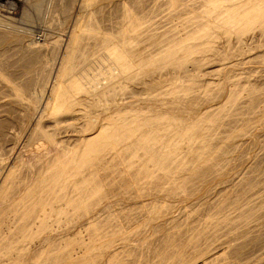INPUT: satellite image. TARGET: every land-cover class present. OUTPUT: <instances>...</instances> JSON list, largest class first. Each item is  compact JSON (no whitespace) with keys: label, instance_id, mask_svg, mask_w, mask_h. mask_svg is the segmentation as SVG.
Here are the masks:
<instances>
[{"label":"bare ground","instance_id":"1","mask_svg":"<svg viewBox=\"0 0 264 264\" xmlns=\"http://www.w3.org/2000/svg\"><path fill=\"white\" fill-rule=\"evenodd\" d=\"M94 3L113 16L103 20ZM20 9L0 0V23L12 26L0 30V48L22 42L13 21ZM77 18L63 38L44 34L19 49L22 84L36 83L30 98L0 72V107L28 118L24 147H32L0 155V264L29 256L30 264H204L214 232L241 229L264 211V189L255 191L263 175L247 165L230 187L241 194L236 205L181 226L171 216L175 202L224 177L222 156L264 127V0H82ZM46 54L56 69L42 65ZM257 144L264 153V138ZM218 157L223 167L213 163L212 175Z\"/></svg>","mask_w":264,"mask_h":264},{"label":"rangeland","instance_id":"2","mask_svg":"<svg viewBox=\"0 0 264 264\" xmlns=\"http://www.w3.org/2000/svg\"><path fill=\"white\" fill-rule=\"evenodd\" d=\"M17 2H18V4L20 5V7H21V9L23 8V9H25V13L24 12H18L17 14H14L13 15V21L14 22H16V23H18L19 25H17L16 26V29L18 28V32H19V34L20 35H22L23 37H22V42L20 43V45L18 44V42H15L16 44H14V42H12L11 44L10 43H8V44H6V45H2L1 46V48H0V55H1V57H0V72L5 76V77H7L8 78V81L10 80V81H12L11 83L12 84H15V85H17L16 86V89H18V90H21V91H26V97H27V95H28V97L27 98H30V96H29V94L30 93H28V91L29 92H31V91H33V89H34V91H35V87H34V85H36V83L34 82L33 84H32V86H30L29 88L30 89H26V86H25V84L23 83L22 84V79H21V77H24V70L27 68H23V66H24V63H23V61L21 60V59H19V58H21V53H22V50H19V49H23V47H22V44H24V43H29V42H31V41H33V40H38L39 38H40V36L42 37V35H43V37H45V35L44 34H47L49 37L51 36V35H53V36H51L52 38H55V37H58V38H61L60 36H62V38H63V34H65L64 32L66 31V32H68L69 31V28H71L72 26H73V24L77 21V17H78V9H79V7H80V4L82 3V0H64L63 2H62V4H60V1H58V0H52V2L51 1H47V2H45L44 3V1H42V4H40L41 2H39V1H35L34 2V0H16ZM66 1H67V4H66ZM57 3V5H56V3ZM59 2V3H58ZM65 2V3H64ZM75 4H74V3ZM53 3V4H52ZM54 3H55V5L56 6H54ZM64 3V4H63ZM71 3H72V5H71ZM106 3V2H105ZM105 3H103V5H102V14H100L101 13V10H99L100 9V7H101V4L99 3H94V5H95V7H93V9H96V11H98L99 10V15H101V18H103V20H105V17H107V19H110V17L111 16H113L112 15V12H111V7L109 6V5H106L105 6ZM108 3V2H107ZM35 4V5H34ZM38 4V5H37ZM40 4V5H39ZM44 4V5H43ZM58 4H60V8H62V6H64V11H60L59 9V5ZM75 6H74V5ZM37 5V7H35ZM41 5H43L42 7H41ZM65 5H67V6H65ZM78 5V6H77ZM73 6L75 7L74 9H73ZM98 6H99V8H98ZM38 7H40V8H38ZM54 7V8H53ZM68 7V8H67ZM56 8H58V12L57 11H53L52 12V10H54V9H56ZM72 8V9H71ZM20 9V10H21ZM67 10V11H66ZM74 10V11H73ZM104 10V11H103ZM73 11V12H72ZM51 12V13H50ZM61 12V13H60ZM66 12V13H65ZM23 13V14H22ZM42 13V14H41ZM59 13V14H58ZM46 14H48V15H46ZM52 14V15H51ZM46 15V16H45ZM62 15V16H61ZM40 16H42V17H40ZM52 17V18H51ZM70 17V18H69ZM49 18V19H48ZM59 19V20H58ZM30 20H31V22H30ZM45 20V21H44ZM53 20V21H52ZM28 22V23H27ZM30 22V23H29ZM54 22V23H53ZM27 23V24H26ZM31 23H32V25H31ZM41 23V24H40ZM44 23V24H43ZM53 23V24H52ZM46 24V25H45ZM60 24V25H59ZM27 25V26H26ZM33 25H34V28H31V27H33ZM50 25H51V28H50ZM2 26V27H1ZM7 26V27H6ZM22 28H21V27ZM39 26V27H38ZM23 27H25V29L27 28V29H34L35 31H33V32H31V31H25V30H23L24 28ZM53 28V29H52ZM3 29H7V30H10V29H12V26H10L9 24H1L0 23V30H3ZM59 29V30H58ZM20 30V31H19ZM42 30H43V32H42ZM59 31V32H58ZM63 31V32H62ZM27 32H28V34H27ZM61 32V33H60ZM43 33V34H42ZM54 34L56 35L55 37H54ZM29 36V37H28ZM26 37H28V38H26ZM25 38V39H24ZM31 38V39H30ZM36 38V39H35ZM30 39V40H29ZM33 39V40H32ZM111 40V39H110ZM110 40H109V42H110ZM25 41V42H24ZM29 41V42H28ZM93 41V40H92ZM91 41V42H92ZM98 41V40H97ZM96 40L94 41V42H92V44H94L95 42H97ZM103 40L101 39L100 40V42L98 43L99 45H102V42ZM108 40H106V41H104L103 42V44L104 43H106ZM109 42H107V44L109 43ZM101 43V44H100ZM13 44V45H12ZM9 45V46H8ZM16 46H17V48H16ZM18 46H20L19 48H18ZM110 46H112V45H110ZM3 47V48H2ZM6 47V48H5ZM8 47V48H7ZM3 49H5V52H4V50ZM12 49V50H11ZM16 51H15V50ZM3 50V51H2ZM6 51H7V53H6ZM11 51V52H10ZM112 51V50H111ZM114 51V50H113ZM2 52V53H1ZM104 53V52H103ZM8 56H7V55ZM2 55H3V57H2ZM17 55V56H16ZM20 55V56H19ZM13 58H12V57ZM14 56H16V57H14ZM44 56V57H43ZM42 56V58L44 59H42L41 58V60H42V65L44 64V66H46V67H48V68H55L56 69V67H57V63H55V61L54 60H52L51 58H50V56H49V54H46V55H43ZM101 56H103V54L101 55ZM101 56L98 58V60H96L97 61V63H99L100 64V66H102V65H104L105 64V60L102 62V61H100L101 60ZM2 58V59H1ZM9 58V59H8ZM4 59H6V60H4ZM48 59V60H47ZM8 60L10 61V62H8ZM12 60V61H11ZM1 61H3V62H1ZM17 61V62H16ZM100 61V62H99ZM14 62V63H13ZM35 62V61H34ZM33 62V66H38V64H41V63H38V64H36V63H34ZM49 62V63H48ZM6 63H8V64H6ZM17 63H19V64H17ZM2 64V65H1ZM5 64V65H4ZM47 64V65H46ZM54 64V65H53ZM21 65H22V67H21ZM49 65V66H48ZM2 66V67H1ZM7 67V68H6ZM8 67H9V70H8ZM12 67H13V69H12ZM18 67H19V69H18ZM102 67H104V66H102ZM107 67V66H106ZM4 68V69H3ZM15 69V70H14ZM17 69V70H16ZM3 70H5L6 72H9L8 74L5 72L4 73V71ZM22 70V71H21ZM13 71V72H12ZM17 71H21V72H19V73H17ZM10 72H12V73H10ZM16 74H15V73ZM17 76L18 74H21V75H19V77L17 76H15V75ZM13 77H12V76ZM9 77H11V79L9 78ZM13 78V79H12ZM21 79V81H20V79ZM14 80H17V81H14ZM14 81V82H13ZM20 81V82H19ZM25 86V87H24ZM21 87V89H19ZM24 87V88H23ZM23 89V90H22ZM37 99H39L40 100V97H38ZM7 107V108H6ZM10 107V108H9ZM5 108V109H4ZM12 109V110H11ZM15 109H16V111H15ZM2 110V111H1ZM12 111V112H11ZM4 112V113H3ZM16 113V115H15V113ZM18 113V114H17ZM20 114V115H19ZM6 115H7V117H6ZM2 116V117H1ZM12 116V117H11ZM13 116H14V118H13ZM19 116H20V118H19ZM0 124H2V123H5V124H3L4 125V128H3V131L2 132H0V139L2 140H0V142H1V144H0V155L2 156H0L1 158H3L5 161L6 160H8L9 158H11V159H14V157L15 156H17L18 155V153L21 151V150H23L24 152H27V153H29L30 151H31V149H32V147H24V145H25V141L24 140H26V137L28 136V132H29V130H30V127H26V125H27V122H28V118L25 116V115H23V113L19 110V112H18V109L16 108V107H12V105L10 106V105H6L5 107H0ZM8 120H7V119ZM9 118H10V120H9ZM24 118V119H23ZM26 118V119H25ZM3 119V120H2ZM13 119V120H12ZM17 119H19L18 121H17ZM2 120V121H1ZM24 122H23V121ZM15 123V125L14 124H12V123ZM11 124V126H10V124ZM20 123V124H19ZM17 124H19V125H17ZM6 127V128H5ZM16 128H17V130H16ZM7 129V130H6ZM11 129H13V130H11ZM15 129V130H14ZM11 130V131H10ZM10 132H12V133H10ZM16 134H15V133ZM3 133V134H2ZM10 134V135H9ZM8 135V136H7ZM15 135V136H14ZM12 136V137H11ZM14 136V137H13ZM19 136V137H18ZM260 136H261V138H260ZM5 137H7V139L5 138ZM19 138H21V139H19ZM264 138V127H262V128H258L251 136H249V138H247V141H246V144H245V147L244 146H242L243 144L242 143H240V144H238V147H237V149H235L234 151H235V153H233L232 155H229V154H224L222 157V159H224V158H226V162L223 160L222 161V159L220 158V157H218V159H216L217 161L215 162H211L210 164H208V165H211L212 166V172H211V168H210V166H208V165H206V167H205V169H209L210 170V172H209V170H208V172L211 174L212 173V175H214L215 173V170L216 169H213V165H215V164H213V163H216L217 164V162H219V165H221V162H220V159H221V161H222V163L224 164V167H223V165H221V168L223 167V169H227V171H226V174L225 175H223L224 177H221V178H218V179H216V180H210L202 189H199V191H198V193L195 195V197H193V198H191V199H189V200H184V201H179V203L178 202H175L174 203V206H175V212L173 211L172 212V215L171 216H173V218L174 217H176V219L178 220V222H179V225L178 226H181V223H180V221H181V219L183 218H185L186 216V218H190V216L192 217V221H201L202 219L204 220V219H207L208 217H210V215L212 216H214L215 215V213H216V211L222 206V205H226V206H230V207H232V206H234V205H236L237 204V200L239 199V198H237V197H240V195L241 194H238L237 195V193L236 192H233V190H231L230 189V187L232 186V188H233V183L234 182H232V181H236L237 182V180H235V178L236 179H238V177H240L241 175H243V172H245V168H248V166L247 165H249V167L250 168H253V169H255V170H257V172L256 173H260L261 175H263V179H264V153H263V151H262V149H261V147L257 144V141H259V139H263ZM13 141V144H12V141ZM15 140V141H14ZM5 141V142H4ZM252 141V142H251ZM4 144H3V143ZM16 143V144H15ZM18 143V144H17ZM8 144V145H7ZM13 145V146H12ZM247 145H248V147H247ZM4 146V147H3ZM11 148H10V147ZM15 146V147H14ZM17 146V147H16ZM241 146V147H240ZM6 147H7V149H6ZM22 147H24L23 149H22ZM241 148V149H240ZM10 149V150H9ZM13 149V150H12ZM240 149V150H239ZM258 149V150H257ZM4 150V151H3ZM246 150V151H245ZM16 153H15V152ZM238 151V152H237ZM245 151V152H244ZM9 152H10V154H9ZM236 152H237V154H236ZM5 153V154H4ZM244 153V154H243ZM256 153H257V155H256ZM4 154V155H3ZM8 154V155H7ZM14 154V155H13ZM262 154V155H261ZM229 155V156H228ZM259 155H260V157H259ZM226 156H228V157H226ZM244 156V157H243ZM263 158H262V157ZM243 157V158H242ZM254 157V158H253ZM257 157V160L258 159H260V160H256L255 158ZM239 158V159H238ZM229 159V160H228ZM253 159H254V161H253ZM233 160V161H232ZM237 160V161H236ZM252 160V161H251ZM230 161V162H229ZM257 161V162H256ZM260 161V162H259ZM251 162V163H250ZM256 162V163H255ZM251 165H250V164ZM229 164V165H228ZM258 164V165H257ZM261 165V167H259ZM24 166V167H23ZM26 165L24 164V165H22L21 167H22V169L24 170V171H27V167H25ZM217 168H219L220 166H218V164L217 165H215ZM233 167V168H232ZM237 168V169H236ZM26 169V170H25ZM225 169V170H226ZM230 169V170H229ZM242 169V170H241ZM209 173H207V175H209ZM214 173V174H213ZM263 173V174H262ZM235 175H236V177H235ZM239 175V176H238ZM231 178V179H230ZM224 180V181H223ZM263 181V182H262ZM224 182V183H223ZM262 182V183H261ZM220 183V184H219ZM230 184V185H229ZM217 186V187H215V186ZM223 185V186H222ZM226 185V186H225ZM229 185V186H228ZM260 185V186H259ZM222 186V187H221ZM214 187V188H213ZM226 187V188H225ZM228 187H229V189H228ZM213 188V189H212ZM264 189V180H261L260 182H258V184H257V187H255V191L257 192V191H260V189ZM257 189H259V190H257ZM211 192H210V191ZM226 190V191H225ZM209 191V192H208ZM217 191H218V193H217ZM227 194H226V193ZM211 193V194H210ZM236 193V194H235ZM255 193V192H254ZM254 193H251V194H249V195H247L248 196V199L249 200H251V201H253V199L255 198V194ZM254 194V195H253ZM221 195V196H220ZM251 195H253V196H251ZM229 196H230V198H229ZM235 196V197H234ZM219 197V198H218ZM228 197V198H227ZM233 197V198H232ZM253 197V198H252ZM226 198V199H225ZM251 198V199H250ZM224 199V200H223ZM198 200V201H197ZM214 202H213V201ZM217 200V202H215ZM202 201V202H201ZM232 201H233V203H232ZM226 202H228V203H230V204H227ZM236 202V203H235ZM196 203V204H195ZM232 203V204H231ZM188 204H190V205H188ZM204 204V205H203ZM210 205V207H209V205ZM195 205V206H194ZM206 205V206H205ZM177 206V207H176ZM200 206V207H199ZM204 206V207H203ZM201 207H203V209H201ZM209 210H208V209ZM186 209V210H185ZM188 209V210H187ZM190 209V210H189ZM207 209V210H206ZM192 210V211H191ZM212 210V211H211ZM191 211V212H190ZM176 212H178V213H176ZM190 212V213H189ZM261 213H257L255 216H254V218H251V220L249 221V223L247 224V226L245 225L244 227H242L241 229H238V230H236V231H232V232H226V229H224V228H226V227H223V228H219L216 232H214L215 234L213 235L212 234V236H210V238H213L214 236V238H216V241H215V246H213V248H212V250L213 251H210L209 253H208V256L209 257H207L205 260H204V264H216V262H218L217 264H245L246 262V260L248 261V263L247 264H264V217H263V215H264V211H260ZM263 212V213H262ZM194 215H193V214ZM211 213V214H210ZM190 214H192V215H190ZM208 214H209V216H208ZM233 213H231V214H229L230 215V217H232L233 215H232ZM259 214V215H258ZM178 215V216H177ZM189 215V216H188ZM195 216V217H194ZM198 217V218H197ZM258 217V218H257ZM168 219V220H167ZM165 221L166 222H168V223H165L164 221V223L163 222H161L159 225L160 226H158V229H159V231L161 230V228L163 229V230H161L160 231V233L158 234V237H160V238H162V234L163 233H166V229H167V231H168V228H169V225L171 224V221L169 220V218H167ZM252 221V222H251ZM255 221V222H254ZM263 221V222H262ZM175 223H176V228L178 227L177 226V221H175ZM261 224V225H260ZM168 227H167V226ZM259 225V226H258ZM166 229H165V228ZM247 227H249V228H247ZM260 227V228H259ZM222 229V230H221ZM256 229V230H255ZM259 229H260V231H259ZM248 230V231H247ZM163 231V232H162ZM188 232H190V233H188L187 235H186V237H188L189 235L190 236H193V232L194 231H188ZM237 232V233H236ZM192 233V234H191ZM218 233H220V234H218ZM221 233H222V235H221ZM227 233V234H226ZM151 234V235H150ZM229 234V235H228ZM242 234V235H241ZM153 235V233H147L145 236H149L148 238H151V236ZM160 235V236H159ZM162 235V236H161ZM236 237H235V236ZM189 236V237H190ZM243 237L244 236V241H245V239H246V241L244 242V241H242L240 238L241 237ZM252 236V237H251ZM225 237V238H224ZM246 237V238H245ZM250 237V238H249ZM147 238V239H148ZM218 238V239H217ZM238 238L241 240H238ZM147 239H144V240H147ZM230 239H231V241H230ZM249 239V240H248ZM260 239V240H259ZM263 239V240H262ZM162 240H164V239H162ZM234 240V241H233ZM237 240V241H236ZM259 242H258V241ZM219 241V242H218ZM224 241V242H223ZM240 241V242H239ZM247 241H249V242H247ZM254 241V242H253ZM226 242V243H225ZM229 242H231V243H229ZM234 242V243H233ZM242 242H243V244H242ZM257 242V243H256ZM239 243H241V245L239 246L238 244ZM261 243V244H260ZM170 243H168V244H166L165 246V248H167L168 250L169 249H173V247L171 246V245H169ZM206 243H202V245H205ZM248 244V245H247ZM250 244V245H249ZM216 245H218L217 247H216ZM169 246H170V248H169ZM227 246H228V248H227ZM248 246V247H247ZM260 246V247H259ZM221 247V248H220ZM224 247V248H223ZM232 247V248H231ZM236 247V248H235ZM239 247V248H238ZM215 248V249H214ZM219 249V250H217V249ZM223 248V249H222ZM231 248V249H230ZM259 248V249H258ZM263 248V249H262ZM222 249V250H221ZM233 249V250H232ZM236 251H235V250ZM239 249V250H238ZM242 249V250H241ZM246 249V250H245ZM249 249V250H248ZM261 249V250H260ZM215 250H217V251H215ZM224 250H225V252H224ZM221 251V252H220ZM212 252V253H211ZM214 252H215V254H214ZM233 252V253H232ZM262 252V253H261ZM227 253V254H226ZM242 254V255H240V254ZM246 253V254H245ZM259 253V254H258ZM218 254H219V257H218ZM230 254V255H229ZM234 254V255H233ZM223 255V256H222ZM237 255V256H236ZM256 255V256H255ZM214 256H216V257H214ZM229 256V257H228ZM234 258H233V257ZM241 256V257H240ZM244 256V257H243ZM253 256V257H252ZM218 257V258H217ZM224 257V258H223ZM209 258H211V259H209ZM215 258V259H214ZM226 258V259H225ZM253 258V259H252ZM231 259L233 260V261H231ZM251 259V260H250ZM256 259V260H255ZM210 260V261H209ZM212 260V261H211ZM215 260H217V261H215ZM219 260V261H218ZM220 260H221V262H220ZM32 260H31V256H29L28 257V260H27V264H30V262H31ZM229 261H230V263H229ZM253 261V262H252ZM206 262V263H205ZM208 262V263H207ZM220 262V263H219ZM243 262V263H242ZM24 264H26V262H24ZM149 264H151V263H149ZM203 264V263H202Z\"/></svg>","mask_w":264,"mask_h":264}]
</instances>
